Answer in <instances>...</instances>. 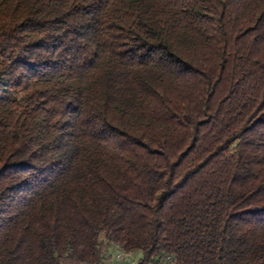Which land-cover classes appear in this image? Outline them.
Returning a JSON list of instances; mask_svg holds the SVG:
<instances>
[{
    "label": "trees",
    "instance_id": "16d2710c",
    "mask_svg": "<svg viewBox=\"0 0 264 264\" xmlns=\"http://www.w3.org/2000/svg\"><path fill=\"white\" fill-rule=\"evenodd\" d=\"M115 248L264 264V0H0V264Z\"/></svg>",
    "mask_w": 264,
    "mask_h": 264
},
{
    "label": "rangeland",
    "instance_id": "374dc122",
    "mask_svg": "<svg viewBox=\"0 0 264 264\" xmlns=\"http://www.w3.org/2000/svg\"><path fill=\"white\" fill-rule=\"evenodd\" d=\"M139 253H123L118 249H110L105 262L108 264H137L140 261Z\"/></svg>",
    "mask_w": 264,
    "mask_h": 264
},
{
    "label": "built area",
    "instance_id": "2783aa9c",
    "mask_svg": "<svg viewBox=\"0 0 264 264\" xmlns=\"http://www.w3.org/2000/svg\"><path fill=\"white\" fill-rule=\"evenodd\" d=\"M171 258L169 256L166 257V261L170 262Z\"/></svg>",
    "mask_w": 264,
    "mask_h": 264
}]
</instances>
